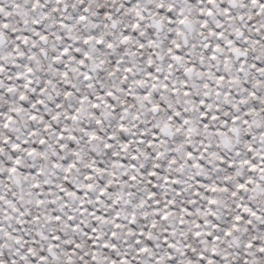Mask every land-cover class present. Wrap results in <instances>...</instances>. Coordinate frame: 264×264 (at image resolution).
I'll return each instance as SVG.
<instances>
[{"label":"snow or ice","instance_id":"snow-or-ice-1","mask_svg":"<svg viewBox=\"0 0 264 264\" xmlns=\"http://www.w3.org/2000/svg\"><path fill=\"white\" fill-rule=\"evenodd\" d=\"M0 264H264V0H0Z\"/></svg>","mask_w":264,"mask_h":264}]
</instances>
